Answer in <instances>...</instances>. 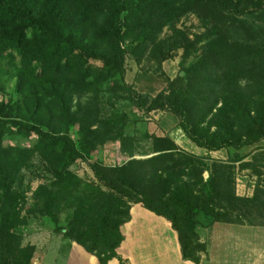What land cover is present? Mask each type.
I'll return each mask as SVG.
<instances>
[{"label":"trees","instance_id":"obj_1","mask_svg":"<svg viewBox=\"0 0 264 264\" xmlns=\"http://www.w3.org/2000/svg\"><path fill=\"white\" fill-rule=\"evenodd\" d=\"M201 3L216 5L230 19L264 12V0H0V72L3 63L13 66L17 82L15 96L0 100V202H20L12 185L29 155L4 145L8 136L35 134L34 148L51 151L50 133H68L77 123L76 143L59 135L69 162L105 139L119 140L131 157L136 139L123 134L120 122L108 123L95 102L87 108L77 102L72 109V99L94 90L97 82L123 76L128 50L141 56L151 45L155 49L164 28L174 30L175 20ZM207 39L183 75L167 80L153 96L141 93L151 101L146 110L173 114L184 135L208 151L255 144L264 139V37L248 42L216 27ZM150 134L144 139L157 153L128 159L113 170V178L104 175L109 190L96 191L73 212L80 243L90 251L101 249L102 264L123 242L125 197L165 217L177 233L182 258L194 264L206 252L198 226L218 220L264 226L263 185L252 196L225 191L211 175L202 176L201 160L210 156L186 152L167 135ZM97 168L93 165L101 173ZM216 202H235V218L223 217L229 208Z\"/></svg>","mask_w":264,"mask_h":264},{"label":"rangeland","instance_id":"obj_2","mask_svg":"<svg viewBox=\"0 0 264 264\" xmlns=\"http://www.w3.org/2000/svg\"><path fill=\"white\" fill-rule=\"evenodd\" d=\"M216 27L222 31L229 28L234 38L254 42L264 37V12L230 19L214 4H197L175 20L174 30L164 28L155 49L151 45L141 56L137 55L140 54L137 50H128L123 76L115 75L97 82L94 90L79 98L73 97L72 109L77 102L85 108L86 103L95 102L103 119L108 123L120 122L123 134L136 139L135 153L131 157L120 147L119 140L105 139L96 149L81 152L80 157L69 162L59 135L66 134L76 143L81 136L77 123L68 133H50L47 140L53 145L51 151L34 148L38 139L35 134L5 138L4 145L27 149L29 155L12 185L20 202L12 199L0 202V264H102L101 249L90 251L80 243L79 225L72 221L73 212L78 206L88 204L96 191L109 190L104 175L113 178L116 174L113 170L128 159L147 158L157 153L150 151L145 135H167L178 147L191 153L187 142L183 143L186 137L177 127L176 117L159 113L161 110L147 111L151 101L141 93L153 96L167 80L176 79L180 72L184 74L183 69L200 56ZM125 46L129 48L131 42L127 41ZM2 68L0 100L7 101L16 94V73L11 65L3 63ZM135 84L139 90L134 88ZM189 143L192 142L189 140ZM225 157L222 154L218 159ZM215 161L201 160L202 176L205 180L211 175L213 182L225 191L236 193L240 176H245L253 192L256 186H264V150H259L248 161L235 160L232 156L223 164ZM93 165L101 173H95ZM64 172L69 176L64 178ZM155 194L153 191L152 195ZM124 200L121 210L124 223L119 227L123 242L115 249L116 255L105 264H182L181 260L194 264L182 258L177 233L165 217L149 210L141 201L129 197ZM216 204L229 208L226 210L229 214L223 217L235 218V202ZM201 219L199 217L198 221Z\"/></svg>","mask_w":264,"mask_h":264},{"label":"crops","instance_id":"obj_3","mask_svg":"<svg viewBox=\"0 0 264 264\" xmlns=\"http://www.w3.org/2000/svg\"><path fill=\"white\" fill-rule=\"evenodd\" d=\"M133 86L138 89L137 84ZM159 113L168 115L169 112L159 111ZM184 142H187L186 145L189 146L188 150L191 153L200 157L210 156V160H217L222 163L226 162L235 153L244 156L241 161H248L254 153L264 150V139L252 145H245L237 150L224 148L215 151L196 147L194 143L195 146L189 143L187 137ZM222 154L226 155L225 159H218L222 157ZM243 177L245 178V176ZM243 177L240 176L241 180L239 181L241 183L238 184L235 194L249 196L253 190ZM197 231L206 244V252L201 254L199 264H264V226L218 220L207 227L198 226ZM181 262L182 264H189V262L183 260Z\"/></svg>","mask_w":264,"mask_h":264},{"label":"water","instance_id":"obj_4","mask_svg":"<svg viewBox=\"0 0 264 264\" xmlns=\"http://www.w3.org/2000/svg\"><path fill=\"white\" fill-rule=\"evenodd\" d=\"M180 75H183V72H180Z\"/></svg>","mask_w":264,"mask_h":264}]
</instances>
